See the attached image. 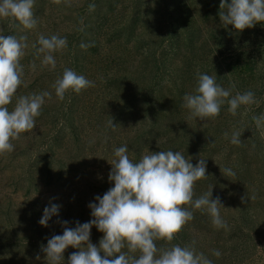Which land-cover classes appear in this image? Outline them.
<instances>
[{
    "label": "trees",
    "instance_id": "16d2710c",
    "mask_svg": "<svg viewBox=\"0 0 264 264\" xmlns=\"http://www.w3.org/2000/svg\"><path fill=\"white\" fill-rule=\"evenodd\" d=\"M91 4L95 5L94 10H90ZM219 5L220 0H198V17L194 18L186 0H35V28L24 29L18 22L13 27L12 18H0V34L27 36L28 47L20 60L35 63L40 74L32 84L46 79L45 91L52 93L50 100L45 98L33 130L10 140L14 151L2 154L8 160L4 181L21 191L23 207L16 209L9 197H0V264H30L8 254H28L35 249L42 253V246L53 236L39 224L42 212L30 199L39 183L47 184L52 178L64 181L66 176L82 173V168L91 163L100 172L99 159L114 154L111 141H115L116 148L127 145L129 158L134 162L148 151L167 150L182 152L191 158L193 166L199 159H206L207 178L195 182L193 200L213 186L210 199L224 195L220 203L233 208L225 213L220 208V215L232 232L246 233L250 242L252 235L264 239V135L253 119L264 113V22L242 31L231 25L225 27L219 18ZM110 20L105 42L128 45L136 58L118 65L117 55L100 66L97 81L115 90L104 106L93 105L89 131L83 133L80 104L87 88L79 93L69 90L59 100L52 85L66 68L93 81L96 76L90 78L89 64L92 57L99 56L100 33ZM40 34L67 40L66 48L52 53L55 69L42 66L45 54H37L32 47H40ZM82 43L93 46L84 49L80 47ZM197 72L216 76L217 83L226 89L235 82L232 95L247 91L255 94V103L237 109L238 125L228 123L232 115L227 104L214 119L190 118L189 110L182 106L183 97L194 92ZM96 100L103 101L101 97ZM110 119L116 125L114 129L108 126ZM230 126L241 130L240 145L230 143ZM226 132L228 138L224 136ZM236 163L243 166L239 171L244 176L250 175L251 169L253 174L261 173L257 182L248 185L244 184L245 179L238 180V184H231L220 194L217 187L225 181L223 169ZM99 182L102 195L114 186L108 175L99 176ZM183 207L193 211L194 218L188 222L208 225L213 233L224 229L215 228L206 212L192 205ZM66 218L53 216L57 235H62L60 222L68 221ZM76 222L82 224L77 219L67 226L75 227ZM20 224L25 225V230L21 231ZM102 236L99 231L100 239ZM155 243L161 249L173 245L188 247L197 254L203 253L212 264H234L244 251L239 240L232 247L237 248L235 253L229 252L225 243L204 246L192 237L186 224L172 241ZM213 250H219L221 255L214 256ZM77 251L69 246L63 253V264H68V257ZM123 251L136 256L127 247Z\"/></svg>",
    "mask_w": 264,
    "mask_h": 264
},
{
    "label": "clouds",
    "instance_id": "9594fccd",
    "mask_svg": "<svg viewBox=\"0 0 264 264\" xmlns=\"http://www.w3.org/2000/svg\"><path fill=\"white\" fill-rule=\"evenodd\" d=\"M59 2V0H57ZM35 0H0V18H12L13 27L17 22L24 29H33L37 25L33 7ZM219 18L223 25H231L242 31L264 22V0H220ZM90 10L95 5H89ZM27 36L0 34V154L14 151L10 142L19 139L21 133L33 130L35 118L41 115L45 98H52V93L44 91L40 94L20 96L12 111L7 105L22 84L23 66L20 59L28 47ZM37 43L32 47L36 53H45L42 66L55 69L56 60L52 53L67 47L66 38L40 34ZM93 45L81 44V48ZM30 67L35 70L36 65ZM94 82L78 75L74 70L66 68L61 77L52 85L55 96L63 100L66 92L72 90L79 93L87 87H94ZM235 82H230L226 89L216 81V76L196 73V86L192 94L183 97L182 105L190 112V118L217 117L223 105H228L231 115L237 114L241 105L255 103L252 91L237 92ZM257 127L264 123V114L254 116ZM108 126L115 128L113 120ZM228 138V133H224ZM241 132H233L230 143L240 145ZM127 145L114 150V158L109 162L111 171L108 180L113 182L102 196L97 195L89 203L92 219L75 227H68V221H62V235H53L42 246L46 254L47 264H63V253L69 247L78 248L68 257V264H212L203 253L197 254L193 249L173 245L167 249L158 248L155 241H172L182 227L194 218L193 211L183 207L192 205L194 209L206 212L211 217L212 225L219 229H227L226 222L220 215L219 197L210 199L212 193L205 192L193 200L194 184L207 178L206 159H199L193 166L191 158H186L180 151H158L144 154L139 161L129 158ZM221 171V170H220ZM225 175L234 176L230 168L223 169ZM60 205L51 204L43 210L39 224L47 226L54 215H58ZM95 226L103 233L97 247L90 242V230ZM128 252H139L138 256ZM103 253V255H101ZM219 257V250H213ZM39 258V257H37ZM111 258V259H110Z\"/></svg>",
    "mask_w": 264,
    "mask_h": 264
},
{
    "label": "rangeland",
    "instance_id": "374dc122",
    "mask_svg": "<svg viewBox=\"0 0 264 264\" xmlns=\"http://www.w3.org/2000/svg\"><path fill=\"white\" fill-rule=\"evenodd\" d=\"M188 8L190 10L191 15L194 18L198 17V0H186ZM44 17V16H43ZM111 20L105 24V30L104 32L100 33L101 38V49L99 52V56H94L91 59V63L89 64L90 69V78H93L96 76L98 69L101 65H103L105 62L108 63V60H112L115 56L119 55L118 59V65H120L121 61L124 62H130L131 60H134L136 56H134L133 52L129 50V46L125 45L122 42H105L106 30L108 31V28L110 26ZM45 54V53H44ZM101 56V62L99 63V58ZM42 59V57L40 58ZM20 65L23 66V73L21 76L22 84L18 88L17 92L12 98V102L7 105L9 111H12L18 101V98L20 96H27L30 94H40L45 91V88L48 86L46 84V79H40L38 80L39 83L32 84V81L34 79L38 78L40 72L35 68L33 70L30 65L31 62H26L24 60H20ZM106 63V64H107ZM114 68L111 69L113 71ZM98 76H96L93 79L94 87H87L83 100L80 104V115L81 120L83 124V133H87L89 131L90 121L92 119L93 113L92 107L93 105L97 108L104 106L105 101L109 98V95L114 92L115 88L113 86H106L104 87L100 85L99 81H97ZM101 91V92H100ZM102 98L103 101H98L95 99ZM238 114V113H237ZM236 114V115H237ZM264 114V113H263ZM187 115V114H186ZM235 115V116H236ZM232 115L228 119V123L233 124H239L240 120L238 117H235ZM263 124V123H262ZM259 126V132L264 135V126ZM231 134L232 136L233 132H241L240 129H237L233 126H230ZM116 137V135H115ZM115 141H111V149H116L117 145H114ZM114 158V154L107 155L101 157L100 163L101 165L99 167V171L94 167V163H91L85 167H81L83 172L80 174H71L69 176L65 177L64 181H57L54 180V178L50 179L49 183L40 182L37 186V192L35 194L30 195V199L34 200L36 203V206L41 210L43 215V210L46 206H50L51 204H58L60 205L58 217H67L66 219L69 221H74L77 219H81V223L88 222L92 219L91 216V210L88 207L89 203L95 202L94 197L97 195L102 196V193H100L99 189V176H109V173L111 171V164L109 163L111 159ZM8 162L6 157H2V154H0V197L2 198H8L11 202H13L19 209L22 206V196L21 191H17L16 188L12 187V184L9 182L4 181V178L8 175V167L5 166V164ZM4 165V166H2ZM243 166L238 165L236 163L235 165H227V168L232 169V171L235 173L234 176H228L225 175L224 172H222V177L225 178V181L222 183L220 187H217V192L222 194V191L224 188L230 186L231 184H238V180L245 179L244 184H253L256 181V178H259V174L256 173L253 174L254 169H251V173L248 176H244L239 170ZM88 168V169H87ZM263 174H261L262 179L264 180V169L262 170ZM100 174V175H99ZM98 186V187H96ZM15 190V192H13ZM219 199L222 197V202L225 198L223 195H219ZM9 201V202H10ZM223 206V203H222ZM70 209L68 211V208ZM228 209H233L232 207H225L223 206V213L226 211H231ZM69 212V213H68ZM70 217V219H69ZM53 218V216H52ZM50 219L48 221L47 226H45L49 233L52 235L59 234L57 227H54V220ZM192 237L199 242L200 244L204 246H210L214 245L215 243H225V248L230 252L232 250L235 253V249H232V247L235 245V241L239 240V242L242 241L240 247L244 248V251L242 253L241 258L239 261L235 262L234 264H264V239L262 237H257L252 235L251 242L248 240L247 234L242 232H232V229L228 226L227 229H223L222 231H219L218 233H213V229L209 228L208 225H203L202 223H192L188 222L186 223ZM21 231L25 230V225L20 224ZM209 229V231L207 230ZM98 239L99 237V231L95 226H93L90 230V242L93 243L98 247ZM28 252V251H27ZM39 252V249H35L34 251L31 250L30 253L26 254L23 251H11L8 256L14 255L17 256L19 259L24 263H30V264H47L46 261V254L41 251ZM136 256L139 255L138 252L134 253ZM27 255V259H26ZM39 257V258H37ZM242 260V261H241ZM241 261V262H240ZM240 262V263H238Z\"/></svg>",
    "mask_w": 264,
    "mask_h": 264
}]
</instances>
